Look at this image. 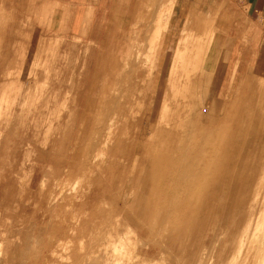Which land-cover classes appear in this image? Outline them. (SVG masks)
Listing matches in <instances>:
<instances>
[{
	"label": "rangeland",
	"instance_id": "1",
	"mask_svg": "<svg viewBox=\"0 0 264 264\" xmlns=\"http://www.w3.org/2000/svg\"><path fill=\"white\" fill-rule=\"evenodd\" d=\"M29 3L14 7L12 0H0V264H231L251 213L264 206V175L258 170L245 186L244 167L262 155L264 160V64L254 63L258 57L248 32L241 36L222 26L218 13L199 7L198 24L213 27L215 42L225 39L228 59L237 60L230 99L249 76L252 83L262 80V103L253 126L255 113L247 100L245 139L237 141L246 158L236 181L212 182L210 192H202L211 195L208 201L194 192L190 202L187 186L167 181L170 169L181 162L188 180L190 169L204 167L206 127L214 123L209 134L221 135L224 118L220 103L213 111L207 106L213 64L182 66L183 78L201 79L191 90L183 80L187 94L176 101L182 102L181 113L175 114V99L167 95L174 91L171 49L190 14L182 9L175 16L172 2L160 11L150 7L153 14L141 16L130 30L82 41L43 35L31 20ZM158 27L160 36L154 38ZM153 39L170 55L159 69L161 90L152 96L136 88L133 78L136 71L148 73ZM141 92L154 100L150 119L167 121L162 133L167 140H173V122L181 116L184 141L161 145L166 179L161 176L149 187V161L139 159L133 171L135 156L114 147L113 129L102 147L96 144L99 130L102 136L117 112L129 116L128 104ZM134 107L141 117L145 111ZM237 115L231 112L223 134H230ZM193 137L202 142L191 144ZM181 194L184 203L178 209L174 203ZM263 256H250L248 264H264Z\"/></svg>",
	"mask_w": 264,
	"mask_h": 264
},
{
	"label": "crops",
	"instance_id": "2",
	"mask_svg": "<svg viewBox=\"0 0 264 264\" xmlns=\"http://www.w3.org/2000/svg\"><path fill=\"white\" fill-rule=\"evenodd\" d=\"M21 2L22 0H12L14 7L17 4L20 6ZM29 2L31 20L43 35L76 38L82 41L98 39L107 32L128 31L135 22L136 24L139 21L141 22V16L153 14L147 10L150 7L160 11L161 8H166L172 2V13L175 16L180 17L182 9H184L186 15L187 13L190 14L185 26L180 30L179 39L171 49L174 64V91L167 93V95H173L175 99L173 107L175 114L178 110L181 113L182 102L176 103V101L178 96L181 98L183 94H187L185 91L188 89L186 87L187 84H183V80L189 81L191 90L192 87L198 88V81L201 79L200 76L194 75H190L189 78H183L182 66L194 63L213 64V75L211 77L213 81L210 84L208 83L207 88V106L211 104V110L213 111L215 105L221 104L224 117L223 132L221 135L209 134L210 127L213 128L216 125L214 123L207 125V135L204 137L207 143L205 166L190 169L189 179L187 180L188 171H183L181 168L182 163L176 161L173 168L170 169L169 174H172V176L167 181L173 179L179 185L184 184L187 186L184 192L190 191V202L194 201V192H200L201 195L197 194L196 196L205 198L208 201L211 195L203 196L202 192L205 188H208L207 192H210L209 188L212 187V182L213 184H220L226 182V180L233 183L236 181L240 173L238 170L242 169L240 165L244 163L246 158L243 155L245 154L244 147H242V151L241 147H239V142L245 139L244 123L246 120L243 115L246 112L247 100H250L249 102L252 103L250 105L255 113L253 117L250 116V120L253 118V126H255L256 112H258V108L262 103V80L252 83L248 79L249 76L243 77L240 89L238 92L236 91V97L232 100L230 99L232 93L230 87L233 83L237 60L228 59L227 41L219 39V41L215 42V29L213 27L207 29V26L198 24L197 14L199 7L206 12L211 11V14L218 13L220 17H223V20H220L222 26L232 31L236 30L240 34L248 32V36L251 39L250 45L255 49L258 57V59L254 60V63L264 64V0H201L200 4L199 0H29ZM138 17L140 18L138 19ZM132 30V32H136L134 31L135 28ZM159 36L160 27H158L154 38ZM239 36L233 35L232 38L235 40ZM156 40L153 39L151 42L150 57L145 62L149 69L148 73L136 71L133 78L136 88H146L152 96L155 94L154 90H161L159 79H161L162 73L159 72V69L165 65L167 55H170V46L167 48L169 51L166 52L164 45ZM143 95L146 94L141 92V97L138 100L132 98V103H125L129 105V116L120 115L117 112L115 117L110 119L111 123L102 136V129L99 130L98 136L101 139L96 144L102 147L103 139L106 140L108 137L109 129H113V136L118 137L114 147L116 146L118 151H124V155L132 153L135 156L133 171L136 170V164L140 162L139 159H147L149 161L150 177H146L145 180L149 187L152 184L155 185L161 176L166 179V164L163 157L160 156L164 153V148L161 145L167 143L181 145L184 141L181 133V116L173 122L176 133L173 140H167L165 135L162 134L164 129L169 126L167 121L150 119L151 111L155 110L154 108L151 110L154 100L149 95H147V98H144ZM131 105L133 106L130 108ZM137 105L139 106L138 110L145 111L141 117L138 116L139 113L136 112V107H134ZM208 109L210 111V108ZM163 111H165V108ZM233 111H237L238 115L233 118L232 131L230 134H223L225 126L229 127V125H226V120L231 117V112ZM123 116L126 117L124 122L121 120ZM100 120L101 124L102 122L104 123L105 115ZM121 121L123 123H120ZM119 124L123 125L120 127ZM250 126H252L251 123ZM130 128L133 132H130ZM176 129H179V132H176ZM151 130L155 133L152 136H150ZM201 142L198 137H193L190 141L191 144ZM234 143H237V145L234 146ZM210 144L213 149H216V153L220 155L218 159L214 157L213 149L210 150ZM129 145H132L131 152L129 151ZM89 150L90 147L85 149V155L88 156ZM179 150H181V147ZM262 157L263 155L257 157L249 168L243 166L249 174L245 184L246 188H248L251 180L255 178L258 170L261 176L264 175V160H259ZM179 158L180 160L182 159L181 156ZM199 165L202 166L201 164ZM219 199L224 200V198ZM175 200L177 202L174 203L175 208L179 209L183 206L182 194L176 197ZM201 200V202L204 201L203 199ZM234 249L235 255L231 264H248L251 262V254L264 253V206L260 208L258 214L251 213Z\"/></svg>",
	"mask_w": 264,
	"mask_h": 264
},
{
	"label": "bare ground",
	"instance_id": "3",
	"mask_svg": "<svg viewBox=\"0 0 264 264\" xmlns=\"http://www.w3.org/2000/svg\"><path fill=\"white\" fill-rule=\"evenodd\" d=\"M140 17H138V19H139ZM142 21V20H141ZM140 22V21H139ZM138 22V23H139ZM143 23V22H142ZM135 24H136V22H135ZM138 32V31H137ZM136 33V32H135ZM134 34V33H133ZM2 90V89H1ZM3 97V96H2ZM1 98V97H0ZM2 99V98H1ZM8 99V98H7ZM62 183V182H61ZM247 247H248V245H247ZM247 249V248H246ZM255 254V253H254ZM254 254H253V256H254ZM244 255V254H243ZM251 256H252V254H251ZM257 256V255H256ZM264 257V256H263ZM250 263V262H249Z\"/></svg>",
	"mask_w": 264,
	"mask_h": 264
}]
</instances>
